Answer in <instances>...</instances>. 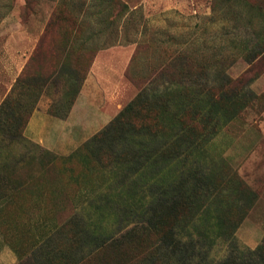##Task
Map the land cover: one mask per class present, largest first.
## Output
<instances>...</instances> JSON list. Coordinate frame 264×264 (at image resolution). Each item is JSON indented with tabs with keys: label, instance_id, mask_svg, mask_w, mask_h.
<instances>
[{
	"label": "rangeland",
	"instance_id": "1",
	"mask_svg": "<svg viewBox=\"0 0 264 264\" xmlns=\"http://www.w3.org/2000/svg\"><path fill=\"white\" fill-rule=\"evenodd\" d=\"M120 1L128 11L114 23H110L113 17L108 7L90 0L80 24L87 34L86 45L137 49L132 73L146 71L166 54L182 51L214 55L223 78H236L247 68L241 59H228L236 46L253 41L252 34L213 12L211 0ZM58 2L0 0V50L18 23L32 31L39 23L33 16L51 12ZM78 12L75 7L74 14ZM174 62L176 67L183 65L180 60ZM222 77L212 73L210 85H221ZM32 78L25 80L32 82ZM126 80H122V102L137 93L135 85ZM77 85H63V94L76 90ZM245 90L238 115L233 116L229 106L231 110L215 114L209 128L217 132L179 160L184 164V177L188 171H205L212 180L222 182L219 188L227 186L219 195L220 203L215 199L206 203L210 213L204 210L192 225L183 228L179 224L175 229L178 247H160L156 264H218L228 258L247 264L258 260L251 253L264 235V72ZM200 98L195 96L191 105L199 108ZM32 102L28 100L27 105ZM13 123L15 120L0 114V199L8 201L7 211L0 212V239L1 235L9 237L11 264L15 260V264H47L52 249L72 258L70 264H87L84 258L101 241L122 239L134 228L138 236L144 235L150 215L147 202L158 191L169 195L173 165L157 174L150 166L137 172L143 154L133 145L128 126L113 129L105 137L96 135L69 155L60 156L12 135L7 127ZM231 175L238 176L252 192L242 194L229 179ZM209 187L212 194L218 192L215 183ZM245 205L251 209L233 239L219 235L216 225L212 227V213Z\"/></svg>",
	"mask_w": 264,
	"mask_h": 264
},
{
	"label": "trees",
	"instance_id": "2",
	"mask_svg": "<svg viewBox=\"0 0 264 264\" xmlns=\"http://www.w3.org/2000/svg\"><path fill=\"white\" fill-rule=\"evenodd\" d=\"M88 1L90 0L76 3L72 0H59L51 11L45 33L31 56V61L29 60L32 63L37 56V70L41 71L46 67L51 70L52 75L61 63L74 68L73 71L80 82L76 90L67 92L70 97L72 94V97L61 102L59 106L71 105L81 81L85 78L87 66L99 50L96 46L86 45L87 34H84L86 31L80 24L85 8L89 6ZM95 1L110 9L113 17L110 23H114L119 15L128 11V6L120 0ZM75 7L79 11L77 14H74ZM211 9L213 12H219L224 19L248 29L252 34L253 41L236 46L228 59L230 62L241 59L247 64V68L236 78H223L225 74L216 65L214 55L182 51L166 54L161 62L148 67L146 71L132 73V66L138 56V50L134 51L125 76L135 85L137 93L96 135L105 137L113 129L120 130L128 126L132 130L133 145L143 154L139 156L140 162L137 163L136 171H143L150 166L152 172L157 174L165 167L173 165L170 171L171 190L167 196L162 191L155 192L148 200L150 215L147 225L143 228L144 232L142 231L146 236L139 237L137 229L134 228L122 239H105L84 258L87 264H144L148 261L156 264L160 247H178L175 229L179 224H182L183 228L192 225L204 210H210V205L206 203L213 199L220 203L219 195L224 194L227 186L219 188L218 185L222 182L216 178L212 180L205 171H188L184 177L186 172L181 169L184 164L179 160L184 152L188 151L190 155L189 149L195 144L201 146L217 132L216 128H209L215 114L232 109V115H238L243 107V104L238 105L244 101L246 86L264 72V0H211ZM86 51L87 53H84ZM176 60H180L183 65L176 67ZM212 73L221 76L224 82L216 87L211 86ZM41 76L44 78V75ZM48 78L49 75L44 79L32 78L31 81L34 84L41 80L45 83ZM162 79L164 80L159 83ZM198 94L201 96L198 99L200 107L195 108L191 104H194L193 98ZM228 106L231 109H227ZM237 106L239 110H236ZM1 111L2 106L0 113ZM28 116L29 113L26 116L14 117L15 124H20V132H11L12 135L21 136V128ZM168 132L169 136L166 137L165 133ZM229 179L237 183L242 194L252 192L238 176L231 175ZM210 183L217 185L219 193L212 194ZM160 187L159 185V189ZM250 209L251 205L218 208L212 213L215 222L212 227L216 225L219 235L227 234L231 240ZM5 239L9 240V237L5 236ZM54 247L57 249V246ZM51 253L47 257V264L71 263L72 258L70 260L67 255L55 254L53 249ZM251 254L258 260L247 264H264V236ZM218 264L246 262L228 258Z\"/></svg>",
	"mask_w": 264,
	"mask_h": 264
},
{
	"label": "crops",
	"instance_id": "3",
	"mask_svg": "<svg viewBox=\"0 0 264 264\" xmlns=\"http://www.w3.org/2000/svg\"><path fill=\"white\" fill-rule=\"evenodd\" d=\"M50 14L33 16L39 23L32 31L18 23V28L0 50V114L14 119L29 113L21 128V138L49 153L65 156L103 130L136 95L122 102V80H126L125 71L135 49L111 46L96 51L71 105L59 106L72 97L67 92L63 94V85L80 82L74 68L61 63L52 75L45 66L41 71L37 70V56L30 63ZM41 74L44 78L49 75L45 83L41 80L34 84L25 80L30 76L44 79ZM125 83L129 85L127 80ZM33 95L35 99L31 100ZM28 100L33 102L27 105ZM12 125L7 127L8 131L20 132L19 123ZM7 205L8 201L3 202L0 212L7 211ZM10 254L9 240L1 235L0 264H11Z\"/></svg>",
	"mask_w": 264,
	"mask_h": 264
}]
</instances>
